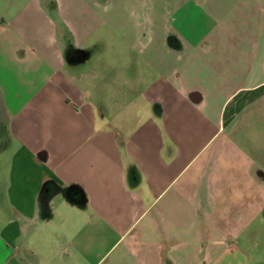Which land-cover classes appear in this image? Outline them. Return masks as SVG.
<instances>
[{
	"label": "crops",
	"instance_id": "1",
	"mask_svg": "<svg viewBox=\"0 0 264 264\" xmlns=\"http://www.w3.org/2000/svg\"><path fill=\"white\" fill-rule=\"evenodd\" d=\"M0 157V264H264V0H0Z\"/></svg>",
	"mask_w": 264,
	"mask_h": 264
},
{
	"label": "rangeland",
	"instance_id": "2",
	"mask_svg": "<svg viewBox=\"0 0 264 264\" xmlns=\"http://www.w3.org/2000/svg\"><path fill=\"white\" fill-rule=\"evenodd\" d=\"M78 67H79V68H80V67H84V68H85L86 65L83 63V64H81V65H78ZM76 69H78V68H76ZM83 70H85V69H83ZM79 71H82V70H79ZM79 71H76L75 73H78ZM100 108H103V107H100ZM144 109H145V108H144ZM148 112H149V111H148ZM145 113H146V112L144 111V114H145ZM144 114H143V115H144ZM120 122H121V121H120ZM112 123H114L112 126L115 127V128H117V127L120 125L119 121H115V120H114V122L112 121ZM123 125H124V124H123ZM7 136H9V135L7 134ZM0 159H1V157H0ZM1 168H2V167L0 166V179L3 178V176H4V175L2 174L3 172H2V170H1ZM64 217H65V216H64ZM80 224H84V223L81 221ZM101 254L104 255V253L102 252V249H101V253L98 251V254H97V255H98V256H101Z\"/></svg>",
	"mask_w": 264,
	"mask_h": 264
}]
</instances>
